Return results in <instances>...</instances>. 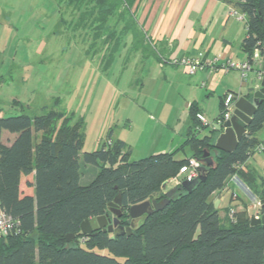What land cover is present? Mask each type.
<instances>
[{
  "label": "trees",
  "instance_id": "16d2710c",
  "mask_svg": "<svg viewBox=\"0 0 264 264\" xmlns=\"http://www.w3.org/2000/svg\"><path fill=\"white\" fill-rule=\"evenodd\" d=\"M56 1L60 13L62 3L71 9L69 27L92 32L87 52L97 54L93 47L99 42L100 56L112 60L129 34L132 50L147 56L149 49L154 54L131 11L135 0ZM233 6L247 18L242 48L248 59L255 48L264 53V0H235ZM222 102L214 120L222 116ZM197 113L192 105L180 147L138 160L129 159L125 141L110 140L111 132L99 148L81 151L83 122L64 111L51 108L34 117H0V209L17 223L15 232L0 237V264H264V226H252L244 210L224 226L219 209L209 200L237 175L259 201V214H264V177L243 167L258 142L263 107L255 111L232 152L215 150L221 127L201 125ZM203 130L207 132L200 135ZM185 147L196 159L204 151L212 157L214 167L204 181L190 192L177 190L162 210L137 219L130 235L80 233V223L108 212L118 194L124 226L130 223V205L161 201L163 184L187 163V157H177ZM69 233L79 241L67 242Z\"/></svg>",
  "mask_w": 264,
  "mask_h": 264
},
{
  "label": "rangeland",
  "instance_id": "374dc122",
  "mask_svg": "<svg viewBox=\"0 0 264 264\" xmlns=\"http://www.w3.org/2000/svg\"><path fill=\"white\" fill-rule=\"evenodd\" d=\"M59 10L56 0H0V117H34L51 108L64 111L83 122L81 151L99 148L111 132L110 140L126 141L130 160L180 143H171L170 139L176 137L177 141L178 128L185 121L187 102L183 96L188 89L193 93L199 89L187 84L188 75L182 72V66L177 65L181 67L177 72L168 65L166 74H162L149 58V49L143 56L126 43L129 34L112 60L100 56L99 42L94 43L97 54L93 55L87 52L92 32L67 25L73 13L65 3L61 4L62 14ZM222 91L221 87L204 100L211 102L209 123L218 112ZM165 121L171 123V128L165 124L169 133L161 125ZM256 135L264 136V124ZM263 153L253 156L261 161L255 166L260 172L264 171L259 168L264 165L263 156L259 157ZM184 155H190L188 147L177 154ZM230 196L235 201L233 192ZM221 212V224L226 226L237 211L231 205ZM95 251L109 254L106 249Z\"/></svg>",
  "mask_w": 264,
  "mask_h": 264
},
{
  "label": "crops",
  "instance_id": "0c3cea01",
  "mask_svg": "<svg viewBox=\"0 0 264 264\" xmlns=\"http://www.w3.org/2000/svg\"><path fill=\"white\" fill-rule=\"evenodd\" d=\"M234 1L235 0L134 1L131 11L137 24L145 33L149 41L150 49L154 52V54L149 53V58L152 57L153 62L160 68L162 74H166L168 65H170L174 71L178 72L177 67L180 66L168 64L167 60L182 57L199 58L203 61L216 58L219 66L214 72L205 68L201 71H196L194 74H188L186 67L181 65L182 68H180L182 72L184 71L183 73H187L186 75H188L187 84L190 82L200 90L198 89L197 92L195 91L193 93L192 89H188L187 95L185 94V96H183V101L187 102L185 121L180 126L181 128H178L177 141L176 137L170 139L171 143L174 141H180V143L168 145L166 149L152 154L173 151L181 146L190 125V111L192 105L196 106L198 113L203 114L207 119V111L209 110V104H211V102L210 100H208V102L204 100L211 98L212 95L217 90L220 91L222 87L223 91L219 96L218 112L213 118L214 121L221 111V100L224 98L225 94L227 92H233L237 94V97L245 95L257 76L255 70L258 66H252L245 74H242V72L236 68L225 70L221 67V65L227 61L237 64L248 61V56L242 48V41L247 31V18L245 14L242 18L230 14L231 9H236L233 6ZM237 11L240 12L239 10ZM130 42L131 36L126 43ZM164 60H166V62ZM169 71L172 72V70ZM167 122L168 121H165V123L161 125L163 129L168 132L165 128V124L170 127L171 123ZM206 132L207 130H203L200 135ZM168 133H166V135H168ZM255 136L258 141L257 144L264 140V136ZM255 153V151L252 152L245 161L243 167L250 168L258 175L264 177V171L260 172L255 167L257 163L261 162L260 159H258V161L254 160L253 156ZM261 156H263L261 159L264 160V153L263 155H259V157ZM177 157L182 158L179 156ZM184 157L191 158V151L190 155H184L183 158ZM259 168L264 170V165ZM173 186L174 184L172 182L167 181L163 184V190L167 191ZM231 192L235 195V201H232L230 196ZM227 193H229L228 196L226 195ZM209 200L212 204L217 205L219 217H221V210L231 205L235 207L237 212L244 210L250 219L260 216L259 201L237 175L230 176L226 181L225 187L221 191L213 193L209 197Z\"/></svg>",
  "mask_w": 264,
  "mask_h": 264
},
{
  "label": "water",
  "instance_id": "95a60500",
  "mask_svg": "<svg viewBox=\"0 0 264 264\" xmlns=\"http://www.w3.org/2000/svg\"><path fill=\"white\" fill-rule=\"evenodd\" d=\"M257 76L245 95L238 96L233 102V112L231 117L223 124L224 130L218 134L214 142V148L218 151L232 152L242 135L246 132V126L250 123L255 111L259 107L264 110V54L261 62L255 70ZM261 73V76H258ZM200 165L197 168L198 175L196 178L187 181L183 180L179 184L165 191V197L161 201L155 199L145 200L138 204L130 205L127 209V215L130 219L128 226L120 223L122 212L120 210L121 195L118 194L112 202L109 203L108 212L85 219L80 223V233L87 237L94 235L98 231L107 232L113 236L122 234H132L137 219L152 211L162 210L176 194L177 190L190 192L199 182L206 179L210 168L214 167V161L207 151H204L202 157L197 159ZM217 208L216 204H213ZM250 224L264 226V214L250 219ZM67 242L77 243L79 240L74 234L66 235Z\"/></svg>",
  "mask_w": 264,
  "mask_h": 264
},
{
  "label": "built area",
  "instance_id": "2783aa9c",
  "mask_svg": "<svg viewBox=\"0 0 264 264\" xmlns=\"http://www.w3.org/2000/svg\"><path fill=\"white\" fill-rule=\"evenodd\" d=\"M231 15H235L238 18H242L244 16L243 13L238 12L236 9H231ZM262 53L258 48H255L253 54L248 61L237 64L231 61H227L226 63L222 64L221 67L225 70H229L232 68L239 69L242 74H245L252 66H259L261 62ZM167 60V59H166ZM166 60H164L166 62ZM168 63L182 65L185 66L187 69L188 74H194L198 70H203L205 68L210 69L211 71H216L219 66L217 64V59L212 58L210 60L203 61L199 58H189V57H182V58H175L171 60H167ZM258 76H261V73H258ZM237 98V94L233 92H227L223 98L222 102V116L212 123H209L205 116L201 113L196 114V118L200 122L201 125H208L212 128H219L221 127L220 133L224 130L223 124L226 120H228L233 112V102ZM196 130H199L196 127ZM246 133V132H245ZM110 143V141H108ZM255 152H263L264 151V140L254 147ZM200 165V161L196 158L191 157L188 158L187 163L180 167L178 173L168 179V181L172 182L174 185L179 184L183 180L190 181L197 177L198 171L197 168ZM235 196V195H234ZM232 212L233 209H230ZM234 217V216H233ZM233 219V218H232ZM231 219V220H232ZM16 221L8 215L5 211L0 209V237H6L17 230L16 228ZM81 242L84 241V238L80 239Z\"/></svg>",
  "mask_w": 264,
  "mask_h": 264
}]
</instances>
